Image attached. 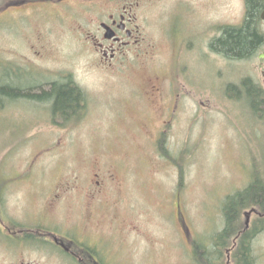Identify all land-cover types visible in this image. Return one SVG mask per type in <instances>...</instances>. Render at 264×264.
Masks as SVG:
<instances>
[{
    "label": "rangeland",
    "instance_id": "rangeland-1",
    "mask_svg": "<svg viewBox=\"0 0 264 264\" xmlns=\"http://www.w3.org/2000/svg\"><path fill=\"white\" fill-rule=\"evenodd\" d=\"M83 1L56 11L41 1L0 0V86L31 87L38 74L36 85L71 77L87 102L86 115L65 126L44 119L45 105L0 98V167L32 165L52 189L77 181L76 198L111 170L116 183L93 209L99 224L91 225L105 232L114 264H196L192 242L211 240L223 223V199L246 187L254 158L264 172V119L253 118L249 100L227 96L245 78L264 90V47L249 61H228L209 47L222 27L243 23L246 0L202 1L199 21L187 25L198 33L199 51L172 55V41L158 36L145 44L155 51L131 54L114 70L85 38L82 27L97 23L88 24ZM181 27L168 34L177 37ZM152 86L181 93L179 116L161 119L163 101L150 99ZM163 134L169 154L183 157L181 167L161 154ZM86 203L68 209L83 211ZM44 252L40 264H62L52 249ZM255 254L264 264V233Z\"/></svg>",
    "mask_w": 264,
    "mask_h": 264
},
{
    "label": "flooded vegetation",
    "instance_id": "flooded-vegetation-1",
    "mask_svg": "<svg viewBox=\"0 0 264 264\" xmlns=\"http://www.w3.org/2000/svg\"><path fill=\"white\" fill-rule=\"evenodd\" d=\"M40 1L50 3V7L58 11L60 8L67 9L71 0ZM202 1L84 0L82 4L88 11V24L96 22L97 27H82V30L86 40L101 56L102 64L110 70H114L115 63L124 65L131 54L139 57L144 48L155 51L153 44H145L158 36L172 41V55L178 54L181 57L182 50H200L198 40L195 39L198 33H192L187 25L199 21L198 9ZM22 3L21 6H24L35 4L36 1ZM263 11L264 4L260 12L264 28ZM180 25L183 27L179 29L177 37L176 34H168L174 26ZM192 39H195L193 44ZM55 82L38 84L39 91L36 93L50 90ZM67 82L65 80L61 83ZM148 94L150 99L163 101L157 102L156 107L161 119H172L180 115V92L173 91L169 94L162 86H152ZM37 103L42 107L46 106L42 109V115L47 120L77 119L86 115L87 102L81 104L84 112L66 115L55 110L53 99ZM21 168L0 167V264H40L44 250L50 249L62 264H114L115 258L108 257V254H114L115 251L108 245L105 232L100 233L101 228L93 229L91 225L93 221L99 224L93 209L103 203L101 198L104 193L110 185L116 183L112 171L106 172L105 179H100V174L97 173L95 179L100 181L95 180L93 184L90 180L88 188L84 189V195L76 198L78 193L74 194V185L77 181L62 182L56 184V189H52V184L46 178L39 177L41 175L34 166L26 164ZM32 191L36 197L30 200L27 195L33 196ZM85 203L89 208L83 211L74 209ZM69 206L74 208L68 209ZM75 211H79V214Z\"/></svg>",
    "mask_w": 264,
    "mask_h": 264
},
{
    "label": "trees",
    "instance_id": "trees-1",
    "mask_svg": "<svg viewBox=\"0 0 264 264\" xmlns=\"http://www.w3.org/2000/svg\"><path fill=\"white\" fill-rule=\"evenodd\" d=\"M32 3L40 0H22ZM246 15L239 26H224L220 36L213 39L209 45L211 51L228 61H249L264 47V28L260 20L264 0H246ZM40 75V74H38ZM30 76L33 85L22 89H11L0 86V98L16 102L27 98L37 103L53 99L57 112L65 115L83 111L82 103L86 102L85 93L71 81L63 77L56 81L51 89L44 93H36L39 87L35 83L41 81ZM67 80L68 82L61 83ZM48 81V80H47ZM227 96L236 100L248 101L253 118L261 122L264 119V90L251 78L243 79L240 84L230 85ZM252 99V100H251ZM77 119H64L62 125H67ZM56 123V122H55ZM163 134L158 141L161 154L172 164L181 167L183 157L175 159L166 149ZM254 158L250 181L245 188L227 195L221 204L223 223L210 236L211 240L200 244L192 242L193 258L196 264H258L255 254V241L264 233V172L259 168ZM182 188V177L179 190ZM248 222V223H247ZM248 224V225H247Z\"/></svg>",
    "mask_w": 264,
    "mask_h": 264
},
{
    "label": "water",
    "instance_id": "water-1",
    "mask_svg": "<svg viewBox=\"0 0 264 264\" xmlns=\"http://www.w3.org/2000/svg\"><path fill=\"white\" fill-rule=\"evenodd\" d=\"M262 20L264 21V11L262 13ZM248 223V222H247ZM248 225V224H247Z\"/></svg>",
    "mask_w": 264,
    "mask_h": 264
}]
</instances>
